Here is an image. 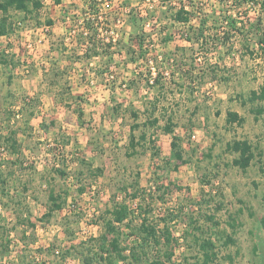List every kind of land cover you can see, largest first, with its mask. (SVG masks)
Masks as SVG:
<instances>
[{
	"label": "rangeland",
	"instance_id": "obj_1",
	"mask_svg": "<svg viewBox=\"0 0 264 264\" xmlns=\"http://www.w3.org/2000/svg\"><path fill=\"white\" fill-rule=\"evenodd\" d=\"M43 1L37 16L11 10L8 23L23 28L0 37L11 61L0 64V162L11 173L10 193L0 196V264H106L98 239L121 203L130 210L119 226L127 256L146 218L178 239L171 264H203L193 235L215 244L217 264H262L264 114L256 111L264 104L249 102L264 84L261 7L187 0L192 20L180 25L178 7L159 1ZM48 19L57 23L50 35L33 34ZM89 36L106 56L85 57ZM228 112L244 123L229 124ZM136 124L140 145L132 149ZM11 132L18 154L5 141ZM235 140L254 147L247 170L233 165ZM173 141L183 162L172 156ZM51 192L67 203L47 217Z\"/></svg>",
	"mask_w": 264,
	"mask_h": 264
},
{
	"label": "trees",
	"instance_id": "obj_2",
	"mask_svg": "<svg viewBox=\"0 0 264 264\" xmlns=\"http://www.w3.org/2000/svg\"><path fill=\"white\" fill-rule=\"evenodd\" d=\"M159 1L161 5H167L168 11L173 10V5H176L178 8L174 9V14L172 18L174 21L180 25H189L192 20V11L193 4L192 2H188L187 0H148ZM57 5L62 3V0H55ZM239 7H242L244 4H248L251 7H261L262 11H264V0L258 2L257 0H242L236 1ZM44 8L43 0H0V12L3 14V17L0 22V37L8 36L13 31L14 24L8 23V13L11 10L17 12H23L26 17L29 16H37ZM192 9V10H191ZM137 23V22H136ZM233 24L236 21L232 22ZM43 26V25H42ZM40 26V27H42ZM46 26L52 27L53 20L48 19L46 21ZM39 27V26H38ZM145 36H138V44L140 47V52H142V46L145 44ZM87 39V38H86ZM89 42L86 45L85 57L93 58L99 57L100 55H107L96 46V43L93 42L95 40L94 37L89 36L87 39ZM261 42L264 46V32L262 33ZM264 51V48H263ZM104 53V54H103ZM143 55V52H142ZM132 62H136V58H132ZM11 63L8 60V56L0 54V64L4 66H8ZM157 82V78L155 83ZM249 102L251 103H261L264 104V84L260 88L259 91H253L250 95ZM256 113L258 115L264 114V106H259ZM33 115V114H32ZM227 121L229 124L238 123L243 124L244 118H242L237 112H228ZM159 120L154 118L153 120L148 121V124L151 127H154L158 124ZM140 126L138 124L132 127V133L130 136V146L132 149H136L140 145L139 140L133 134V131ZM174 129L173 122L169 119L168 124L165 127L166 133H172ZM142 139L145 140L146 136H142ZM7 145L11 149L13 154L20 153L21 144L17 141L16 132H11L10 135L5 138ZM172 156L180 162L184 161V156L182 151L179 148V145L176 141L172 142ZM228 149L230 152L237 155V157L233 160V165L235 167H239L242 170H247L252 162L256 158V154L254 152L253 145L247 140H235L233 143L228 145ZM87 167L88 171L93 173L95 176L103 175L102 168H96L95 171L93 169V165L90 162L82 161ZM62 175L65 176L63 171H59ZM11 173H5L3 170V164L0 162V196H8L10 193L9 186V177ZM85 190L82 189L83 193ZM133 198L138 197V193H134ZM264 200V197H263ZM67 203V199L63 197L61 194H56L55 192H51L49 195V212L46 214L47 217H51L52 214L56 211H61L64 209ZM111 215V219L106 223L105 233L98 239L101 245V252L98 255V259L100 263L106 264H114L116 261H130L132 264H171L173 257L175 256L176 248L178 247V239L173 235L168 225L164 226L162 229H159V226L149 224L148 220L144 218L142 225L135 230L137 238V242L135 245L131 247L130 255L127 256L125 253V249L122 248L121 245V236L123 233L120 231L119 226L123 225L125 221L130 217V210L128 205L125 203H121L118 206H115L112 210L108 212ZM264 226V220L262 222ZM197 228V227H195ZM195 242L199 243L200 250L203 253V264H217L215 263L217 260V252L215 244L210 240L199 239L196 235ZM229 242L234 243V241L229 238ZM107 247V248H106ZM110 248V249H108ZM75 249V248H72ZM157 249L155 255L152 256L153 251ZM258 247H255V251H258ZM107 251V252H105ZM105 254V256H104ZM83 257V256H82ZM230 263H233V258L228 257ZM94 258L91 257H83V264H93ZM264 264V261H262Z\"/></svg>",
	"mask_w": 264,
	"mask_h": 264
},
{
	"label": "built area",
	"instance_id": "obj_3",
	"mask_svg": "<svg viewBox=\"0 0 264 264\" xmlns=\"http://www.w3.org/2000/svg\"><path fill=\"white\" fill-rule=\"evenodd\" d=\"M15 26L20 30H22V28H23V25L21 22L16 23ZM50 28L51 27L45 25V26L33 29L32 32H33V34H41L43 39H45V38H47V36L50 35ZM85 34L87 35V32ZM30 46H32V45L30 44ZM156 76H157V72H155L154 68H151V76L149 78V84L150 85L155 84ZM124 87H126V86H124Z\"/></svg>",
	"mask_w": 264,
	"mask_h": 264
},
{
	"label": "crops",
	"instance_id": "obj_4",
	"mask_svg": "<svg viewBox=\"0 0 264 264\" xmlns=\"http://www.w3.org/2000/svg\"><path fill=\"white\" fill-rule=\"evenodd\" d=\"M63 1L64 0H62V3H63ZM62 3L59 6L63 5ZM56 24H57L56 21L53 19V26H52V28H54L56 26ZM3 37H5V36H2L1 38H3Z\"/></svg>",
	"mask_w": 264,
	"mask_h": 264
}]
</instances>
